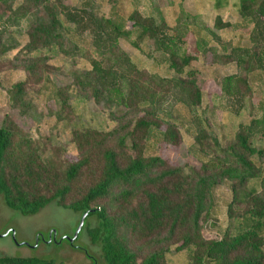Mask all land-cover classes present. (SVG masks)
<instances>
[{
    "label": "trees",
    "instance_id": "1",
    "mask_svg": "<svg viewBox=\"0 0 264 264\" xmlns=\"http://www.w3.org/2000/svg\"><path fill=\"white\" fill-rule=\"evenodd\" d=\"M65 1L0 0V16H7L13 25L27 22L28 42L23 47L27 54L55 44L63 47L65 21L89 29L100 59L91 60L90 72L75 73L74 83L86 88L96 101L119 99L122 112L142 115L126 124V132L116 137L80 122L81 116L69 105L68 89L46 86L50 98L61 101L56 116L71 125L79 157L74 161L63 158L61 149L52 146L49 138L48 142L34 138L6 116L0 127V196L5 205L23 216H34L55 202L81 217L89 213L85 222L95 216L99 223L88 231L92 243L101 244L108 264H171L172 252L165 245L173 243H180L176 248L179 253L187 252L188 264H264V147H256L252 140L255 135L264 136V112L262 118H252L246 128L240 124L235 142L228 145L199 121L194 139L200 152L209 156L199 170L171 167L163 158L146 154L162 123L166 124L162 141L172 145L180 142L178 125L159 115L160 105L175 89L183 95L181 102L197 108L202 104L203 92L192 67L197 56L187 53L184 37L193 31L210 43L209 36L196 32V25L184 21L182 12L170 26L161 7L136 8L127 19L118 21L115 16H105L91 0L82 17L71 12ZM262 4L264 11V0ZM255 19L252 14L251 20ZM215 25L226 28L229 23L218 18ZM121 38L139 51L146 46V54L161 55L160 59L148 54L164 63L169 74L139 67L120 47ZM211 44L204 46L200 41L199 47L211 53L214 63L232 67L224 76L223 91L251 93L253 75L264 68L260 45L239 46L228 52L213 44L208 48ZM109 52L112 57H106ZM26 68L27 73H33L32 66ZM29 85L24 79L7 90L13 105L24 113L31 104ZM50 147L53 156L48 154ZM222 182L230 193L226 202L230 222L219 238L208 240L202 235L200 222L208 212V199ZM118 184L125 189L112 199L116 210L111 212L108 200ZM127 237L162 246L140 257L129 247ZM0 264L56 263L0 256Z\"/></svg>",
    "mask_w": 264,
    "mask_h": 264
},
{
    "label": "rangeland",
    "instance_id": "2",
    "mask_svg": "<svg viewBox=\"0 0 264 264\" xmlns=\"http://www.w3.org/2000/svg\"><path fill=\"white\" fill-rule=\"evenodd\" d=\"M91 1L105 16H115L118 21L127 19L136 8L144 11L156 6L162 7L161 12L165 14L171 25L176 24L174 13L179 11L182 12L181 16L184 21L197 26L201 24V21L194 14L204 11L206 17L202 20L207 24L206 33L212 40L210 43L214 41L218 45L220 44L216 42L218 37L223 42L229 38L227 30L220 33L215 30L214 15L209 10L203 9L200 0ZM204 1H207L214 10L224 8L229 3H236L237 9L247 11L251 8L250 4H253V0ZM89 3V0L65 1L69 10L79 14L80 17L85 15L84 10ZM194 17L198 21L193 20ZM228 19L233 20L231 15ZM84 22L86 24L87 20ZM126 23L130 24L128 21ZM249 31L246 32L249 33ZM61 32L65 36L62 42L63 47L55 44L27 54L23 51L24 45L28 42L27 22L22 20L18 25H13L7 16H0V127L5 117L10 116L22 128L31 132L34 138L42 142H48L49 138L53 142L52 146L55 144L61 149L63 158L74 161L78 159L79 152L72 142L71 125L57 118L56 111H60L61 101L59 98H50V91L45 89L46 86L49 89L54 86L68 89L69 105L81 116L80 122L94 129L109 131L116 137L123 135L126 132L124 126L141 116L142 113L122 112L123 108L119 105V99L96 101L86 88L77 87L74 83V74L84 75L90 72L91 60L100 59V57L94 51L93 37L89 29L83 25L78 26L74 22L65 21ZM184 39L187 43V53L197 56V59L192 62V67L197 71V82L203 92V101L198 108L183 103L180 101V97L183 96L181 91L175 89L160 105L159 115L164 120L178 125L181 134L180 142L172 145L162 141L161 132L166 126L162 123L159 130L154 132L146 154L163 158L171 167H192L199 170L209 156L201 153L195 142L197 123L200 121L213 135L217 136L223 145L235 142V135L240 124L246 128L252 118L263 116L264 72H257L253 75L251 93L244 94L243 91V94H227L223 91L224 76L231 72L232 67L214 63L211 53L203 52L199 47L200 41L204 46L210 43L202 41L197 33L190 31L186 33ZM119 45L139 67L147 68L151 73L169 74L164 63H159L148 54L150 53L152 57L155 54L158 58L161 55L154 52L146 54V46L145 52L139 51L122 38L119 40ZM211 46L213 45H209L208 48ZM112 56V52L106 53V57ZM28 65L33 68L32 74L27 73L26 66ZM24 79L29 80L31 101L25 113L13 105L7 91L15 82ZM252 140L256 147H264L263 135H255ZM48 154L54 155L52 148L48 150ZM219 186V189L212 195V201L208 199V212H205V217L200 222L202 235L208 240L219 238L220 233L230 222L226 207L230 193L224 182ZM124 189L125 187L120 184L112 188L108 200L111 212L116 210L112 199ZM80 218L79 213L64 209L55 202L34 216H23L7 207L0 196V256L38 258L56 264H108L104 259L101 244H93L88 231L90 227H95L99 223L95 216L85 222L76 240L70 241L77 231ZM10 230L14 231L17 242L11 235L2 236ZM49 230L55 231V240L44 242L40 237V241L36 242L37 233L48 239ZM21 243L26 245H21ZM127 243L140 257H145L162 246L156 241L142 242L135 237H127ZM179 244L165 245L172 252L169 261L171 264H188L187 252L179 253L176 250ZM85 252H88L91 258L87 257Z\"/></svg>",
    "mask_w": 264,
    "mask_h": 264
},
{
    "label": "crops",
    "instance_id": "3",
    "mask_svg": "<svg viewBox=\"0 0 264 264\" xmlns=\"http://www.w3.org/2000/svg\"><path fill=\"white\" fill-rule=\"evenodd\" d=\"M200 1H201V6L203 7V9L209 10L211 14L214 15L215 21L213 25L215 27V30L218 33L227 30V33L229 36L226 42L221 41V39L218 37L216 39V42L220 44L216 45L214 41L212 44L214 46H218L219 51L221 50L223 51L224 49H227L228 52H230L233 48H237L239 46L240 47H253L255 46V44H258L261 47V55L263 59V62L261 63L260 61L259 63L264 65V11H263V4H262L263 0H253V4H250L251 8L247 11H244L245 16L241 14L242 11L239 10V8L237 9L236 3H232V4L229 3L224 8L214 10L212 7L209 6V3L207 1H204V0H200ZM241 1H246V0H241ZM161 10H162V7H161ZM252 14L254 17H256L255 21L251 20ZM179 15H180L179 11L174 13V16H175L174 22H176V19ZM194 15L195 17H198V20L201 21L200 22L201 24H197L195 31L198 33L208 34L206 33L207 29L202 28L204 27V25L207 27V24L205 23V21H203L206 17L204 11L202 13H196ZM230 15L233 20L228 19ZM218 18H221V20L225 23L226 22L229 23V26L226 28L216 27L215 24ZM224 18L228 20H225ZM247 20H248V26H245ZM169 25L174 26L175 23L174 25H171L169 23ZM247 30H250L249 33L246 32ZM262 69L264 68H259L255 73L264 72Z\"/></svg>",
    "mask_w": 264,
    "mask_h": 264
},
{
    "label": "flooded vegetation",
    "instance_id": "4",
    "mask_svg": "<svg viewBox=\"0 0 264 264\" xmlns=\"http://www.w3.org/2000/svg\"><path fill=\"white\" fill-rule=\"evenodd\" d=\"M14 239V231L12 232V230H10L9 232H7L6 234H3L2 236H10ZM40 237L43 238V241L44 242H48V241H53L55 240V231L54 230H49L48 232V239H45V237L43 235H40L37 233V236H36V242H39L40 241ZM17 245H19V243H17ZM21 245H26L25 243H21Z\"/></svg>",
    "mask_w": 264,
    "mask_h": 264
},
{
    "label": "water",
    "instance_id": "5",
    "mask_svg": "<svg viewBox=\"0 0 264 264\" xmlns=\"http://www.w3.org/2000/svg\"><path fill=\"white\" fill-rule=\"evenodd\" d=\"M89 215V213H85L84 215H82V217L80 218V222H79V225H78V228H77V231L76 233L74 234L73 238H70V241L73 242L76 240V238L78 237L79 233L81 232L84 224H85V220L87 218V216ZM15 239V237H14ZM16 241V239H15ZM17 242V241H16Z\"/></svg>",
    "mask_w": 264,
    "mask_h": 264
}]
</instances>
